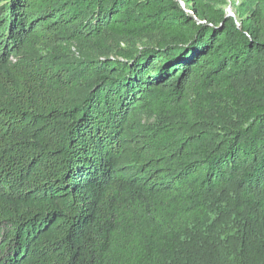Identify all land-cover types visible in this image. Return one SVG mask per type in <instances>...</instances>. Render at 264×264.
Segmentation results:
<instances>
[{
    "label": "trees",
    "instance_id": "16d2710c",
    "mask_svg": "<svg viewBox=\"0 0 264 264\" xmlns=\"http://www.w3.org/2000/svg\"><path fill=\"white\" fill-rule=\"evenodd\" d=\"M0 264H264V0H0Z\"/></svg>",
    "mask_w": 264,
    "mask_h": 264
},
{
    "label": "rangeland",
    "instance_id": "374dc122",
    "mask_svg": "<svg viewBox=\"0 0 264 264\" xmlns=\"http://www.w3.org/2000/svg\"><path fill=\"white\" fill-rule=\"evenodd\" d=\"M228 2H230V0H227ZM241 2V0H236V3L237 4H239ZM233 11H234V9H233V7L232 6H230V4H229V6L226 8V12H231V13H233ZM125 43H123V42H121L120 43V47L121 48H123V47H125Z\"/></svg>",
    "mask_w": 264,
    "mask_h": 264
},
{
    "label": "built area",
    "instance_id": "2783aa9c",
    "mask_svg": "<svg viewBox=\"0 0 264 264\" xmlns=\"http://www.w3.org/2000/svg\"><path fill=\"white\" fill-rule=\"evenodd\" d=\"M232 15L233 17H234V14L233 13H231V12H227V15Z\"/></svg>",
    "mask_w": 264,
    "mask_h": 264
},
{
    "label": "water",
    "instance_id": "95a60500",
    "mask_svg": "<svg viewBox=\"0 0 264 264\" xmlns=\"http://www.w3.org/2000/svg\"><path fill=\"white\" fill-rule=\"evenodd\" d=\"M228 17H233V16L228 14Z\"/></svg>",
    "mask_w": 264,
    "mask_h": 264
}]
</instances>
